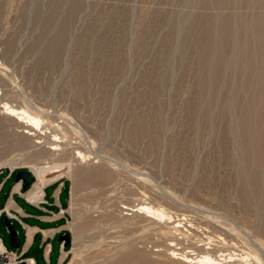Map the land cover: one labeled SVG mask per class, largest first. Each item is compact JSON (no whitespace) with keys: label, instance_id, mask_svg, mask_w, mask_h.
<instances>
[{"label":"rangeland","instance_id":"rangeland-1","mask_svg":"<svg viewBox=\"0 0 264 264\" xmlns=\"http://www.w3.org/2000/svg\"><path fill=\"white\" fill-rule=\"evenodd\" d=\"M6 102L44 121L0 171L71 162L70 264H264V0H0Z\"/></svg>","mask_w":264,"mask_h":264},{"label":"crops","instance_id":"crops-1","mask_svg":"<svg viewBox=\"0 0 264 264\" xmlns=\"http://www.w3.org/2000/svg\"><path fill=\"white\" fill-rule=\"evenodd\" d=\"M12 172L0 171V242L5 245L10 239L2 217L7 214L21 239L16 249L21 258L31 261L29 264H70L72 242L68 246L61 239L64 233H71L70 178L57 173L38 175L32 170V184L24 188L22 179L14 180ZM40 183L44 186L36 197L33 191Z\"/></svg>","mask_w":264,"mask_h":264},{"label":"bare ground","instance_id":"bare-ground-1","mask_svg":"<svg viewBox=\"0 0 264 264\" xmlns=\"http://www.w3.org/2000/svg\"><path fill=\"white\" fill-rule=\"evenodd\" d=\"M3 107L4 110L3 112L0 113V144L8 147L11 142L9 138L10 136L22 135V136L30 137L32 135H36L38 130L43 129L42 124L44 119L41 116L29 112V110L27 109H22V108L18 109L16 108V106L14 107L13 105L7 102L4 104ZM42 133H44V131H42ZM36 142L41 143L42 140L37 139ZM50 148L58 149L59 146L58 144H53L51 145ZM78 153L82 155V157H86V154H84L83 152L79 151ZM67 163L68 166H71L70 161ZM67 163L50 162L37 166L34 165L33 168L35 169V172L38 175H42L45 172L62 174V170L65 164ZM125 207H127V205ZM131 209L142 213H148L149 216H157L165 219L168 218L170 222L174 221L173 216L167 213L164 209L155 207L150 204H138L136 206H132ZM180 226H182L181 221H177L176 227H180ZM177 230H179V228H177ZM2 247H3L2 243L0 242V250L2 249ZM192 255L185 254L184 256H182L183 257L182 260H184L185 264H253V262L250 259L253 257L251 253L241 254L236 258L234 257L233 254H229L228 256L225 255L223 258L213 256L210 253H206L203 255H195V256ZM237 258L240 261H237Z\"/></svg>","mask_w":264,"mask_h":264},{"label":"water","instance_id":"water-1","mask_svg":"<svg viewBox=\"0 0 264 264\" xmlns=\"http://www.w3.org/2000/svg\"><path fill=\"white\" fill-rule=\"evenodd\" d=\"M31 173H32V170L29 168H20L15 173V179L17 181L22 179V186L24 188H28L32 184ZM4 222L7 226L9 234H10L9 243H10L11 247L14 249H18L20 247V244H21V239H20V236L18 234L16 227L14 226L10 217L7 214L4 216ZM61 239L62 240L64 239L65 244L67 245L69 242H72L71 233L70 232L64 233L63 235H61ZM21 264H26V263L23 261V262H21Z\"/></svg>","mask_w":264,"mask_h":264},{"label":"built area","instance_id":"built-area-1","mask_svg":"<svg viewBox=\"0 0 264 264\" xmlns=\"http://www.w3.org/2000/svg\"><path fill=\"white\" fill-rule=\"evenodd\" d=\"M44 184L40 183L38 187L35 189L36 197H38L39 192L42 190ZM2 249L0 250V264H21V262H26L29 264L28 259L21 258L20 254L16 249L8 248L5 245H2Z\"/></svg>","mask_w":264,"mask_h":264},{"label":"trees","instance_id":"trees-1","mask_svg":"<svg viewBox=\"0 0 264 264\" xmlns=\"http://www.w3.org/2000/svg\"><path fill=\"white\" fill-rule=\"evenodd\" d=\"M17 170H18V169L13 170L12 175H15V173H16ZM2 217L4 218L3 215H2ZM68 246H71V242L68 243Z\"/></svg>","mask_w":264,"mask_h":264}]
</instances>
